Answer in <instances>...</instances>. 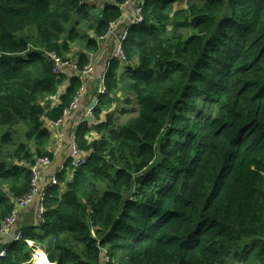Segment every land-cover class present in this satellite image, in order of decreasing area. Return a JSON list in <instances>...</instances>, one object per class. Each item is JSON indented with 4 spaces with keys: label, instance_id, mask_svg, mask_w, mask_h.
Masks as SVG:
<instances>
[{
    "label": "trees",
    "instance_id": "16d2710c",
    "mask_svg": "<svg viewBox=\"0 0 264 264\" xmlns=\"http://www.w3.org/2000/svg\"><path fill=\"white\" fill-rule=\"evenodd\" d=\"M87 1L0 0V228L81 87L49 53L85 38V70L127 0ZM184 1L143 0L76 130L90 156L0 264H31L27 240L55 264H264V0Z\"/></svg>",
    "mask_w": 264,
    "mask_h": 264
},
{
    "label": "crops",
    "instance_id": "0c3cea01",
    "mask_svg": "<svg viewBox=\"0 0 264 264\" xmlns=\"http://www.w3.org/2000/svg\"><path fill=\"white\" fill-rule=\"evenodd\" d=\"M137 3H140V0H132L130 6L123 13L124 16L122 15L121 20L113 29V32L105 39H100L99 50L89 54V64L93 67L91 72L82 74V71L78 70L77 66H75L79 51L74 54L76 59H73L74 57L72 54L70 55V61L73 65L63 68V73H65L67 79L61 87V92L66 89L68 83H70V78L74 76H82V86H84L85 89L78 108L75 109L66 119L59 124L46 119V125L51 131V143L48 148L53 153V157L51 158V163L43 166L40 170V189H47L51 185L53 177H57L58 173L66 169L68 162L71 160L72 145L75 141L78 126L90 116L94 118V121L88 122H96L93 110L92 113H90V108L88 106L95 96H98L99 99L100 89L103 87L102 79L111 60L115 58L114 55L118 49L119 38L124 30L130 25L128 23V17L134 14V4L136 5ZM112 108H115V106ZM112 108L110 110H113ZM104 113L102 118H104ZM40 204V197L36 196L28 207L19 209L18 219L11 229V231H14L15 236L21 228L39 225V223L42 222L43 217L39 211ZM5 236L6 234L0 236V247L5 245L3 243ZM15 236L13 237V240Z\"/></svg>",
    "mask_w": 264,
    "mask_h": 264
},
{
    "label": "built area",
    "instance_id": "2783aa9c",
    "mask_svg": "<svg viewBox=\"0 0 264 264\" xmlns=\"http://www.w3.org/2000/svg\"><path fill=\"white\" fill-rule=\"evenodd\" d=\"M88 1H92V0H88ZM131 2H132V0H127L124 4L121 5V8L123 9V13L130 6ZM142 3H143V0H140V3H137L136 5L134 4V14L131 15L130 17H128V23L129 24H138V23L142 22V20H143V15H142L143 9H142V5H141ZM120 20H121V18L112 22L110 24V27H109V30L107 31V33L104 34L103 36H101L100 39H105L106 37H108L113 32V29L115 28V26L117 25V23ZM127 28L124 30L121 37L119 38L118 49H117L116 54L114 55L116 58H120V59L125 58L123 50H122V41L125 39V37L127 35ZM49 55L55 61L56 71H58V72H63V68L73 65V63L69 59H63L62 57H59L55 53H49ZM75 66H77V63L75 64ZM77 68H78V66H77ZM78 70H80V69L78 68ZM92 70H93V67H91L89 64V66H87L85 68V70H80V71H82V74H86L88 72H91ZM78 77L81 81V87H80L77 95L74 97L73 101L65 109L63 117L60 120H58L57 122H54L56 124H59L64 119H66L79 106L80 99L83 95V91H84L85 87L82 86V76L81 77L78 76ZM102 80H103V87L100 89V94H103L106 92V87L104 85V77ZM97 102H99V99L97 100ZM90 113H92V110H90ZM89 156H90L89 152H84V150H81L78 147V145L75 141L73 142L72 154H71V160H70L72 166L78 167L81 164H84L87 161ZM50 163H51V158L45 156V157L38 158L36 163L31 166L32 173H33L32 190L26 196L19 198L16 201L15 209H14L13 213L8 218H6L2 223V226L0 228V236L5 235V234L7 235L11 232L12 227L15 225V223L18 219L19 209L28 207L36 196H39L40 200H41V204H40V208H39L41 216L45 213L46 206L44 205V200L46 197V190L47 189H45V190L40 189L39 180H40L41 168L47 164H50ZM57 183H58L57 177H53L51 185L57 184ZM21 239H22V232L20 230L17 232L14 240H21ZM27 242H28L30 248L33 250V259L30 261L32 264H55L50 259L49 254L47 253V251L45 249L36 245V243L32 240H27ZM5 253H6L5 249H2L0 251V256H5Z\"/></svg>",
    "mask_w": 264,
    "mask_h": 264
},
{
    "label": "rangeland",
    "instance_id": "374dc122",
    "mask_svg": "<svg viewBox=\"0 0 264 264\" xmlns=\"http://www.w3.org/2000/svg\"><path fill=\"white\" fill-rule=\"evenodd\" d=\"M181 1H183V3L185 2L184 0H181ZM88 2V4H90V5H98V6H101L105 1H102V0H92V1H87ZM106 2H107V0H106ZM84 43H85V38L84 39H82V40H80L77 44L78 45H80V46H78L77 44H75L74 45V50H73V53H71L72 55H73V59H76V56L74 55L77 51H81V50H83V48H81V47H83V45H84ZM67 59H69L70 60V55H67ZM121 104L119 103V105H118V103H116L115 105H113V106H115V108H112V109H116V107L117 106H120ZM117 112H119V111H117Z\"/></svg>",
    "mask_w": 264,
    "mask_h": 264
},
{
    "label": "water",
    "instance_id": "95a60500",
    "mask_svg": "<svg viewBox=\"0 0 264 264\" xmlns=\"http://www.w3.org/2000/svg\"><path fill=\"white\" fill-rule=\"evenodd\" d=\"M97 100H98V96H95V97L93 98V100L91 101V103L89 104V106H88V107L90 108V110H93V109L97 106V104H98ZM86 121L93 122V121H94V118H93L92 116L87 117V118H86ZM36 157H37V155H36ZM14 236H15L14 231H11L9 234H7V235L4 237L3 243H4L5 245L11 243V242L13 241V237H14Z\"/></svg>",
    "mask_w": 264,
    "mask_h": 264
}]
</instances>
